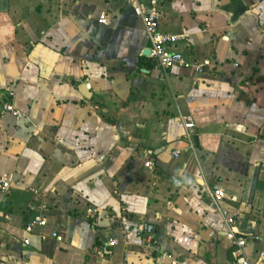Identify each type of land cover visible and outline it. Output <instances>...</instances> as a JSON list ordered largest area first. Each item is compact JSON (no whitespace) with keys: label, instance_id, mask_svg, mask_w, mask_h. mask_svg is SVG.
Returning <instances> with one entry per match:
<instances>
[{"label":"crops","instance_id":"0c3cea01","mask_svg":"<svg viewBox=\"0 0 264 264\" xmlns=\"http://www.w3.org/2000/svg\"><path fill=\"white\" fill-rule=\"evenodd\" d=\"M137 1L0 0V264H264V0H157L167 71Z\"/></svg>","mask_w":264,"mask_h":264},{"label":"built area","instance_id":"2783aa9c","mask_svg":"<svg viewBox=\"0 0 264 264\" xmlns=\"http://www.w3.org/2000/svg\"><path fill=\"white\" fill-rule=\"evenodd\" d=\"M134 13L141 19L144 30L146 33L147 38L149 39L151 46L149 48V56L153 58L156 64L164 71H167L171 68L174 64H179L184 67L191 66V63L184 58H176L175 55L172 53V46L176 44L178 41L186 39L187 34L182 32L180 34L171 33L163 31L160 28L159 23V11H158V3L157 0H146V2H139L137 1L133 7ZM98 22L101 24L108 25L109 19L105 15H101L98 18ZM196 70L198 72H203L202 65H196ZM7 95L9 97L13 96V90L7 88ZM3 111L10 113L13 116L20 117L22 112L17 109L14 104L10 101L5 102L3 104ZM183 126L185 128V136L188 140L191 138V129L194 127L193 118L189 115L182 117ZM9 189V179L5 175H0V191L7 192ZM214 204L219 209V202L224 197V192L221 188H216L210 193ZM94 208H88L87 214L90 216L94 215ZM1 214V212H0ZM223 220L226 223L228 228V234L233 239V243L236 245V249L233 252L234 264H249V261L245 258L242 254V246L245 244V240L238 238L235 236L234 231V222L235 218L234 215H222ZM35 224L44 225L45 219L41 217H36L34 220L29 222L26 227L25 231L29 232L33 228ZM52 235L57 239H60V236L53 232ZM24 243H28V238L23 240ZM108 245L116 244V239L110 238L107 241ZM171 264H180L178 261H172Z\"/></svg>","mask_w":264,"mask_h":264},{"label":"water","instance_id":"95a60500","mask_svg":"<svg viewBox=\"0 0 264 264\" xmlns=\"http://www.w3.org/2000/svg\"><path fill=\"white\" fill-rule=\"evenodd\" d=\"M149 52V49L146 51V53H148Z\"/></svg>","mask_w":264,"mask_h":264}]
</instances>
